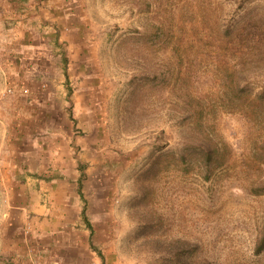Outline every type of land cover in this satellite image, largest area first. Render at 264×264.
I'll return each instance as SVG.
<instances>
[{
    "label": "rangeland",
    "instance_id": "rangeland-1",
    "mask_svg": "<svg viewBox=\"0 0 264 264\" xmlns=\"http://www.w3.org/2000/svg\"><path fill=\"white\" fill-rule=\"evenodd\" d=\"M263 242L264 0H0V264Z\"/></svg>",
    "mask_w": 264,
    "mask_h": 264
},
{
    "label": "trees",
    "instance_id": "trees-1",
    "mask_svg": "<svg viewBox=\"0 0 264 264\" xmlns=\"http://www.w3.org/2000/svg\"><path fill=\"white\" fill-rule=\"evenodd\" d=\"M66 70H67V69H66ZM66 72H67V71H66ZM202 149H203V152L206 154V157H207V158H210V160L213 159L214 157H215L216 159H219L218 156H219V153H220V151H219L220 148L215 147L214 149H212V148H206V149H205V148L202 147ZM81 179H82V177L80 178V181H79V182L82 181ZM79 193L81 194L82 198H84V194H83V192H82V183H80V186H79ZM82 214H83V218L86 220L88 226L91 228V230H93V226H92L90 220L88 219V216H87L86 208H85V207H84L83 210H82ZM263 243H264V242H263Z\"/></svg>",
    "mask_w": 264,
    "mask_h": 264
}]
</instances>
